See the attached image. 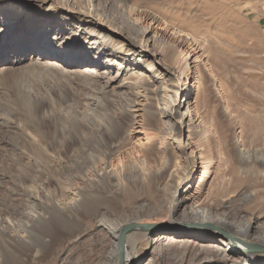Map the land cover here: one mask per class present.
<instances>
[{
  "label": "bare ground",
  "instance_id": "obj_1",
  "mask_svg": "<svg viewBox=\"0 0 264 264\" xmlns=\"http://www.w3.org/2000/svg\"><path fill=\"white\" fill-rule=\"evenodd\" d=\"M116 1L127 11L118 22L109 16L112 0H0V81L19 80L27 70L32 73L36 69L42 84L38 91L30 88L21 93L35 103L38 119L34 128L35 121L28 124L24 119L21 124L19 119L18 135L25 146L38 149L39 163L46 159L57 163L55 169L48 168L49 174L54 178L62 173L68 176L59 192L39 182L27 196L18 233L23 253L38 249V239L43 242L56 231L71 235L84 218V222L96 220L98 228L108 235L110 245L103 249L108 263L117 255L121 260L130 258L123 250L126 244L141 259L151 247L155 256L163 248L187 249L190 242L184 235L192 230L185 229L226 225L235 202L247 213H264V181L248 183L226 202L213 204L235 182L234 169L243 173L248 167L255 176L262 173L256 169L264 165V159L248 155L252 146L244 143L239 127L233 129L229 141L217 128L196 130L200 126L197 108L201 94L197 95L202 82L197 73L202 68L211 72L203 47L172 21L167 22L162 13L148 10L158 7L159 1L153 5L141 3L145 0ZM176 16L171 15L172 19ZM156 46L169 48L170 60L164 61ZM5 52L11 54L10 63L5 61ZM72 74L87 81L82 108L66 106L65 99L56 102L50 92L48 99L40 93L47 88L43 75L59 80ZM116 79L128 86L123 99L109 95V90L117 93L110 87ZM106 100L123 103L119 108L131 114L130 123L123 126L114 120L115 111ZM39 113L51 116L46 133L39 131L48 125L39 126ZM79 114L82 119L77 123L81 124L77 134L69 122L76 123ZM224 114L226 118L228 113ZM78 136V144L73 145ZM71 152L72 160L68 159ZM80 158L82 163L78 164ZM225 169L228 172L220 174ZM43 177L41 173L39 181L43 182ZM128 195L124 202L119 200ZM118 201L123 207L120 213L115 212ZM249 202L254 206L246 208ZM155 211L163 225L150 243L140 244L138 234L123 239L128 229L124 226L133 220L147 223ZM240 215L239 211L233 216ZM249 216L246 225L235 227L250 233L255 223L264 226V220ZM232 221L229 225L234 226ZM144 227L155 228L148 224L138 229ZM262 230L264 234V227ZM224 236V253L234 250L236 255L237 248L251 250L236 234L227 232ZM182 262L180 259L177 264ZM235 263L264 264V256L249 254L235 258Z\"/></svg>",
  "mask_w": 264,
  "mask_h": 264
},
{
  "label": "rangeland",
  "instance_id": "obj_2",
  "mask_svg": "<svg viewBox=\"0 0 264 264\" xmlns=\"http://www.w3.org/2000/svg\"><path fill=\"white\" fill-rule=\"evenodd\" d=\"M155 1H159L161 4L155 8H148V10L153 13H162L167 22L172 21L178 30L193 37L203 47V54L211 67V72L202 68L197 73L202 82L197 95L201 94L197 108L200 126L196 130L207 128L208 131H211L213 128H217L227 137L226 141H229L233 129L236 130L239 127L243 130L241 136L244 143L252 146L249 148L251 153L248 155H254L252 159L263 160L264 0H145L141 3L153 5L157 3ZM172 14L178 17L172 19ZM122 15H127V11L116 0H112L109 9L110 18L113 17L112 20L118 22ZM156 49L162 50L164 61L165 59L170 60L169 48L156 46ZM4 57H6V63L12 61L10 53L5 52ZM36 71L34 69L32 73H29L27 70L24 77L20 76L19 80L0 81V246L4 249V253L0 255V264H177L180 259L183 261L181 264H234L235 258H243L249 254L264 256V234L262 233L264 226L259 227L255 223L252 225L250 233L244 232V229L236 228L239 224H247L249 214L262 221L264 213L257 211L247 213L239 207L241 206L240 202L231 205L232 211L228 215L229 222L226 225L215 223L209 227L195 226L193 229H185V232L192 230V233L184 235V239L190 242L186 244L188 248L184 250L175 247L163 248L155 256L151 255L153 249L151 247L139 259V256L136 257L132 254L130 246L126 244L123 245V250L129 252L130 258L121 260V257L117 255L112 262L108 263V256L106 257L104 253L105 248L110 245L108 235L98 228L96 220L90 219L91 222H84L83 218L79 221L80 223L78 222V229L74 230L71 235L68 233L69 231L61 233L56 231L51 237L47 236L48 238L42 240L45 244L38 239L40 242L38 249L23 253V244L18 238V233L21 232L20 221L23 219L20 215L24 210V202L27 203V196L33 194V186L39 182L50 187L52 191L59 192L65 188L66 178H68L66 173H62L56 178L53 174H49L48 168L55 169L57 163L54 161L51 163L48 159L42 164L39 163L36 160L40 156L38 149L36 150L33 145L25 146L24 141L18 135L20 133L19 119H21V124L25 122L24 119L28 124L35 121L31 125L33 128L38 119L34 112L35 103L21 95L22 92L25 94V91L30 88L38 91V88L42 87L41 79L36 75ZM43 76V82L47 85L44 93L40 88L43 97L47 98V93L50 92L56 102L60 103L65 99L66 106L82 108L88 88L87 81L82 76L78 74L66 75L59 80L57 77L54 78V75ZM124 85L118 79L112 81L110 87L117 89V93L109 90L112 99L116 100L120 97L123 99L124 94L128 93V86ZM217 91L220 92V96ZM106 102L108 105L110 103L111 110L115 111L114 120L118 119L123 126L130 123L131 114L125 113L119 108L123 107V103L111 102V100H106ZM45 105L48 106L46 103ZM16 108L17 111H14ZM224 112L228 113L226 118ZM42 113H39V126L41 127L45 122L48 125H44L39 131L46 133L51 127L49 123L51 116H48L49 114L42 116ZM77 118L76 123L69 122V125L71 124L75 132L79 134V125L81 126V124L77 123L81 122L82 115H77ZM55 119L59 120L60 117H55ZM111 125L112 123L108 124L106 128ZM78 138L79 136L73 141V145L78 144ZM70 150L72 151V148ZM227 151L232 155V149L229 148ZM68 159H73L72 152ZM77 162L81 164L82 159L80 158ZM245 169L243 173L234 169L235 182H232L224 191L223 198L213 204L226 202L233 193H237L238 189L248 183L250 186L252 182L256 184L264 181V165L256 169L257 172L261 171L262 173H256L255 176L251 174L248 167ZM225 172L228 170L225 169L220 174ZM41 173L44 174L43 182L38 179ZM47 181L50 182L45 183ZM126 197L129 195L119 197V200L124 202ZM235 199L237 201V198ZM139 200L146 201V198L140 197ZM250 206L254 205L249 202L246 208ZM116 209L115 212L120 213L123 207L119 203L116 205ZM154 210L155 208H151V211ZM239 211L242 215L233 216ZM156 212L150 215L147 223L133 220L124 226L123 228L131 229L126 230L127 232L124 231L123 239L126 236L138 234L140 235V244L147 241L150 243V240L159 234V227L163 225L161 216ZM238 217H242V219L239 220ZM231 221L234 226L229 225ZM148 224L155 228H145L147 227L145 226L138 229L140 226ZM33 231L37 232L35 229ZM227 232L236 234L242 242L253 245L256 250L237 248L235 249L236 255L233 253L234 250L229 254L224 253L227 246L224 234ZM259 248H263V251H258ZM183 254L184 256H182ZM224 254L227 255L225 260L221 258Z\"/></svg>",
  "mask_w": 264,
  "mask_h": 264
},
{
  "label": "water",
  "instance_id": "obj_3",
  "mask_svg": "<svg viewBox=\"0 0 264 264\" xmlns=\"http://www.w3.org/2000/svg\"><path fill=\"white\" fill-rule=\"evenodd\" d=\"M129 229H131V228H128L127 231H128ZM127 231H126V232H127ZM247 246H248V247H251V250H256V247H254L253 245H251V244H249V243H247ZM261 250L263 251V249H260V248L258 249V251H261Z\"/></svg>",
  "mask_w": 264,
  "mask_h": 264
}]
</instances>
